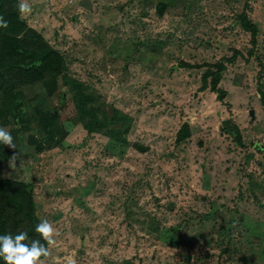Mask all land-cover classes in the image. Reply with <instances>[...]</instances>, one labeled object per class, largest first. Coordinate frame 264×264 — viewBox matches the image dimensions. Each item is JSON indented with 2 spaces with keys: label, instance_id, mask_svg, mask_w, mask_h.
Wrapping results in <instances>:
<instances>
[{
  "label": "rangeland",
  "instance_id": "obj_1",
  "mask_svg": "<svg viewBox=\"0 0 264 264\" xmlns=\"http://www.w3.org/2000/svg\"><path fill=\"white\" fill-rule=\"evenodd\" d=\"M27 2L0 1V235L49 220L46 264H264V0Z\"/></svg>",
  "mask_w": 264,
  "mask_h": 264
},
{
  "label": "clouds",
  "instance_id": "obj_2",
  "mask_svg": "<svg viewBox=\"0 0 264 264\" xmlns=\"http://www.w3.org/2000/svg\"><path fill=\"white\" fill-rule=\"evenodd\" d=\"M18 11L21 15L31 12V5L27 0H19ZM0 28L7 29L8 21L0 15ZM0 144L9 148H16L11 133L0 127ZM17 156L10 160V166L15 163ZM35 233L39 239H30L27 232L21 231L16 235L11 233L0 235V260L4 264H46V259L51 255L50 247L55 244V236L58 234L53 223L42 219L35 226ZM43 240L45 243H41ZM72 264H75L73 261Z\"/></svg>",
  "mask_w": 264,
  "mask_h": 264
},
{
  "label": "trees",
  "instance_id": "obj_3",
  "mask_svg": "<svg viewBox=\"0 0 264 264\" xmlns=\"http://www.w3.org/2000/svg\"><path fill=\"white\" fill-rule=\"evenodd\" d=\"M240 22H241V26L243 30L251 34V41L253 43L254 37L257 34V26L255 25L254 22H252L250 19L247 18L245 12L242 13ZM18 51L23 58L29 57L26 63H24L23 61L18 64V67L24 70H32L36 74L42 73L46 69L47 59L50 58L51 52H52V50L48 46H44L41 50H36V49L27 50L25 48H21ZM234 58H235V55L233 54L228 59L232 61ZM180 63H181L180 66L188 65L185 62H180ZM214 66L216 67L214 71L207 72L209 75H212V81H211L210 88L212 91L216 92L218 94V97L221 99L225 95V91L220 89L217 84L219 80V75L224 70L225 66L222 61L216 62ZM205 75L203 76L204 81H205ZM206 83L207 82L205 81V85ZM86 115H89V117H91L89 120L90 123L89 124L85 123L86 128L89 130H92L96 125V122H94V120L92 119L93 118L92 112L82 109V112H81L82 118L84 119ZM187 134H188V128H187V125L184 124L178 131L177 140L179 141L183 139L185 136H187Z\"/></svg>",
  "mask_w": 264,
  "mask_h": 264
},
{
  "label": "water",
  "instance_id": "obj_4",
  "mask_svg": "<svg viewBox=\"0 0 264 264\" xmlns=\"http://www.w3.org/2000/svg\"><path fill=\"white\" fill-rule=\"evenodd\" d=\"M250 114L252 115L253 114V111L251 110Z\"/></svg>",
  "mask_w": 264,
  "mask_h": 264
}]
</instances>
